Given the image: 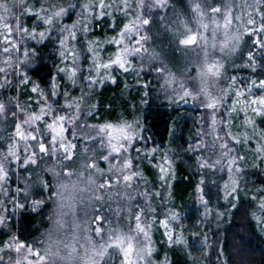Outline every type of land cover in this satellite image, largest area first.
I'll return each instance as SVG.
<instances>
[{
    "label": "snow or ice",
    "instance_id": "6c2138e0",
    "mask_svg": "<svg viewBox=\"0 0 264 264\" xmlns=\"http://www.w3.org/2000/svg\"><path fill=\"white\" fill-rule=\"evenodd\" d=\"M35 2L40 4L38 9L28 0H14L11 5L0 0V227L9 225V204L12 214L24 208L29 198L34 212L48 202L55 207L48 217L52 227L42 238L23 239L9 230L8 238L0 241V264H168L166 254L163 261L154 259L157 249L152 233L157 223L164 229L168 248H186L187 240L174 208L158 219L152 201L160 198L167 203L171 193L166 198L161 191L148 188L150 181L141 161L147 160L158 170L157 181L168 190L174 178L171 150L162 154L163 163H155L160 149L148 147L150 138L137 118L90 122L98 114V104L92 102L96 89L106 82L115 84L116 70L134 73L137 81L143 73L154 72L162 78L160 88L169 104L198 102L205 112L201 119L207 131L202 125L188 151L198 153L199 169L222 174L221 198L235 208L249 160L254 169L264 164V128L256 119L264 122V75L241 83L236 75L228 74V68H249L252 73L264 69V0H241L235 8L234 0H187L186 10L176 11L172 6L171 17L166 14L170 0ZM17 9L19 15H15ZM77 9V18L64 23ZM156 10L165 12L158 22L153 16ZM117 13L127 22L116 36L103 42L90 38L94 25L105 17L113 18L109 26L115 30ZM22 16L36 22L26 26ZM161 28L178 51L187 54L199 49L200 58L179 76L161 52L149 47ZM48 41L56 45L59 65L42 87L23 69L31 66L40 46ZM105 44L116 48L107 60L102 57ZM237 59L243 62L238 64ZM189 79L194 86L188 84ZM142 86L148 89L149 83ZM9 88L17 95L5 100L3 92ZM240 114L243 121L237 125ZM23 173H27V183L11 189L12 175L19 180ZM205 183L201 178L196 192L207 218L212 209L205 198ZM252 199H260L264 210V197ZM224 215L216 213L218 218ZM258 223L264 224V218H258ZM207 241L205 235L201 249L205 255L210 247ZM222 255L221 249L217 259Z\"/></svg>",
    "mask_w": 264,
    "mask_h": 264
},
{
    "label": "trees",
    "instance_id": "16d2710c",
    "mask_svg": "<svg viewBox=\"0 0 264 264\" xmlns=\"http://www.w3.org/2000/svg\"><path fill=\"white\" fill-rule=\"evenodd\" d=\"M7 2L11 5L14 0H7ZM28 3L30 5L35 3V9H38L40 6L39 2H35V0H28ZM170 5L171 6L166 12L169 17H171L173 13L172 6H174L176 11L186 10L187 0H170ZM19 14L20 10L17 9L15 15ZM161 15H165V12L156 10V12L153 13L154 18H157V22L158 17ZM75 16L76 14L72 12L69 17H66L67 21L63 20V22L70 24L72 22H69V20ZM21 19L26 26H31L36 22L31 16H22ZM75 19L76 18L73 20ZM111 20H113L112 17H105L103 20L96 23L93 27L91 37L101 42L106 38H111V36H113L112 33L121 26V24L119 26V23H122L118 21L119 23L115 30L111 27L113 30L111 33L108 32L107 29ZM103 46H106V44ZM149 47H155L157 51L161 52L162 56H165L167 53L175 55L172 54V52L178 55L179 53H183L176 49L175 45L171 42V36L162 28L159 29V35H153V40L150 42ZM104 49L106 52L110 50H107V48ZM164 60L174 73L179 75L183 73L179 66L173 68L172 64H169L168 59L164 58ZM236 62L240 64L243 61L237 59ZM57 63L58 53L56 51V45L52 41H48L45 45L40 46L38 58L31 66L23 69V71L27 72L31 80L40 83L41 86L44 87L50 79V74H56ZM113 74L117 77V82L115 84L106 82L102 87L96 89L94 98L99 105L98 114L97 119L90 122H115L120 118L131 119L132 115V117L135 116L139 119L145 128L144 135L150 138L148 144L149 148L153 145L159 147V149L167 148L173 141L179 143V149L181 151H185L184 149L188 151V145L190 143H195L197 140V132L200 129V119L196 118V120L194 119V122L191 123L185 121L184 116H187L186 112L189 111V109L197 115L201 109L195 108L194 106H199L191 101H189L191 103L187 104H169L164 94L158 90L159 82H156V77L149 79L144 73L143 79L137 81L135 77L134 79L129 78L128 74H123L119 70L114 71ZM228 74L236 75L240 82L246 83L251 78L264 75V69L258 68L256 73H252L249 68L229 67ZM145 82L149 83L148 89L142 86ZM126 84L127 88L125 87ZM145 91L148 92L147 96L144 95ZM258 94L259 91L257 90V95ZM15 95H17V92L12 88L3 92V98L5 100L7 97ZM26 98V94L21 96V102L23 103ZM33 99H35V97H33ZM236 121L237 123L240 121L239 123L241 124L243 121V114H240V118H237ZM257 123L262 125L259 123V119H257ZM183 155H185V159L183 157L181 158L187 162H189V157L193 159V156L196 161V153L194 152L188 151L187 154ZM161 157L162 156L159 154H156L155 163H163ZM169 159L172 161V170L174 173V178L169 181L171 187L165 190L159 185L160 187L156 189L161 191L166 198L170 191L171 198L167 203L161 200L164 209L157 210V217L161 216L163 219L167 208H174L180 216L181 214H185V216L188 217V221L185 222L186 224H182L181 222V226L183 228V236L186 240L189 239L190 230L184 228L183 225L190 227L191 225L188 224L199 222V224L195 225V231H197L198 236L201 237L202 245L204 236L207 235V243L210 246L206 249V264H210L213 253H215V251L220 252L221 249L223 250L224 260H227L228 264H264V241L259 238L258 233L255 231L254 222L251 218V211L253 209L251 202L248 201L244 203V200H236V207L229 210L230 207L220 200L215 190L216 188L213 187L212 183H209L206 178L211 172L199 169V175H196L195 172L189 174V166L186 165L187 163L175 161V159L171 157H169ZM145 163L148 165L143 166L142 164ZM141 165L145 177L150 181L148 188L152 190L153 184L150 174L154 167L151 168L152 166L147 160H142ZM155 170L157 169L155 168ZM26 175L27 173H23L22 176ZM221 175L222 174H220V176ZM250 175H252V184L255 185V187L260 184L264 185V171L260 172L252 169ZM15 176L16 175L13 174L9 182V186L12 187L11 189L13 190L18 185L13 182ZM46 178L49 180L51 179L50 176H46ZM201 178H204L206 181L203 186L206 194L205 198L209 199V207L212 209V215L207 218L202 215V213H204V206L197 200L196 188ZM19 186L22 187L23 184L19 183ZM44 196L46 197L47 193H45ZM1 199H3V197ZM19 199L21 202H25L23 196ZM30 199L31 198H29L28 202H25L24 208L15 211L14 217H10L9 225L7 226L9 230L16 231L23 239H25L26 235H31L32 238L40 236L49 223L47 214L49 202L39 209V211L34 212L28 206ZM189 202L192 204L191 209L195 210L196 214L193 210H191L192 212L184 211L186 209V207H184L185 203ZM217 211L223 212L225 215L222 218H218L216 216ZM172 226L175 227L176 224L173 223ZM7 238L8 232L4 231L3 227H0V241L6 240ZM187 256L185 247L178 246L170 251L168 255L169 264H195L191 262ZM220 261L222 260L216 259L213 264L220 263Z\"/></svg>",
    "mask_w": 264,
    "mask_h": 264
},
{
    "label": "rangeland",
    "instance_id": "374dc122",
    "mask_svg": "<svg viewBox=\"0 0 264 264\" xmlns=\"http://www.w3.org/2000/svg\"><path fill=\"white\" fill-rule=\"evenodd\" d=\"M250 1L251 0H249V2ZM240 2H241V0H234V8H235L236 5L240 4ZM236 10L239 11V9H236ZM76 11H78V9L77 10H74L73 13L76 14ZM70 18H72V17H70ZM74 18H77V17L75 16ZM74 18L70 19L69 22H72ZM114 19H116V21H121L122 23H119V26H120V24H121V26L116 31H114V33H112L113 30H112V28L110 26L107 29H108V32H111L113 34V36H116L117 33L119 32L120 28H122L123 24L127 22V19L125 17H123L119 13L116 14V17ZM64 20L67 21L66 17L64 18ZM111 21H110V23H111ZM192 27L195 28V24L194 23L192 24ZM207 35L209 36V38H211L210 31L207 33ZM113 36H111V37H113ZM90 38L96 40L93 37H90ZM103 47L104 48H107V50L110 49L107 52L106 51H103L102 52V57L105 60H107V58H108L109 55L114 54V52L116 51V48H115V46H110V45H106V46H103ZM166 48H167V46H166ZM198 52H199V49H196V50H191L190 49V50H188L187 54H185L184 52L183 53L177 52V53H179V55L176 54V53H174V52H172V54H175V55H170L169 53H167V54H165V56H163V58L168 59L169 64H172V67L173 68H176L177 66H179L181 68V71H184L185 67L188 66L191 61L198 60L200 58V56H198V54H197ZM1 58H3V57L0 56V59ZM133 62L136 65H138V63H139V61L136 60V59H134ZM58 65H59V56H58L57 66ZM143 75H144V73L141 75L140 80L143 79ZM145 75L147 77H149V79L156 77V82H159V84H158L159 89L158 90L160 92H162L161 91V88H160V84L162 83V78L161 77H157L154 72H145ZM177 75L179 76V74H177ZM191 75L194 76L195 75V72H192ZM128 76H129V78L134 79L135 74L134 73H131V74H128ZM61 82L64 83L63 81H61ZM187 82H188V84L190 86H194L193 81H191L190 79ZM241 83H245V82H241ZM68 90L69 91H73L70 88ZM75 95H79V92L78 91L75 92ZM92 102L93 103H97L95 98H93V101ZM191 102H188V103H191ZM194 104H196L197 106H199V103L198 102H196ZM194 107L195 108H198V109L200 108L201 111H199V113L197 115H195V113L191 109H189V111L186 112L187 113V116H184V120L187 121V122H191L192 123V122H194L193 121L194 119L195 120H196V118L197 119H200V122H199L200 129L199 130H201L202 125H203V126H206V127H203V130L207 131V124L205 123L204 120L201 119L202 116H205V112H204L203 108L200 107V106L199 107L194 106ZM98 108H99V105H98ZM249 114L251 115V113H249ZM133 116H134V114H133ZM134 118H136V117L135 116L132 117V115H131V119L129 118L127 120L131 121ZM239 118H240V116H239ZM256 119H259V123L262 124V125H260V127L261 128H264V122H261V119L260 118H256ZM236 120H235V124L239 125L240 124L239 123L240 121L237 123ZM233 131L235 132L236 129L233 128ZM241 131H243V129H241ZM208 139H210V137H208ZM179 148H180L179 147V143H177V142L175 143V142L172 141V143L167 148H163V149L161 148L160 151L157 154H159L160 156H162V154L165 151H167V150L170 149L171 151L169 153V157H171L172 159L174 158L175 161L187 163L186 165L189 166V168H188L189 174H193V172H195L196 175L197 174L199 175V168L197 166V155H198V153H196V155H195L196 156V161H195L194 156H193V159L191 157H189V160H188L189 162H187V161L184 160L185 159L184 158L185 155H183V154H187L188 153L187 149H184L185 151H181ZM165 149H167V150H165ZM181 157H183L184 159L181 158ZM159 163H161V162H159ZM195 164H196V167H195ZM250 164H251V160H249V164H248V166H246L247 167V170L243 174V177L241 179V188L243 190L239 193L238 200H240V201L244 200L243 201L244 203L249 201L253 205V209L251 211V218H252V220L254 222V226H255L254 228H255L256 233H258L259 238L264 241V224L258 223V218H264V210H262L259 207V205H260V199H257V200H253L252 199L253 196H256L258 198L259 197H264V185L263 184H260L259 186L255 187V185L252 184L253 183L252 182V175H250V171L252 169H254V168H251L250 167ZM142 165L143 166L144 165L146 166L148 164L145 163V164H142ZM101 166H105V165H103V163H102ZM151 168H153V167H151ZM255 170L260 171V172L261 171L263 172L264 171V164H261L260 167L259 168H256ZM151 172L152 173L150 174V176H151L152 184H153L152 190H157L156 188H159L161 186L160 183L157 181L158 170H155V168H153L151 170ZM253 172H255V171H253ZM256 174L258 175L257 172H256ZM196 175H195V177H196ZM26 176H21V178L19 180H17V177L15 176V178L13 179V182H15L18 185H19V183H21V184H23L22 187H24L25 183H27V181L25 179ZM206 178L208 179V182L209 183H211L212 180H216L217 181V184H212V186L216 188L215 190L218 193L220 200H222L224 202V200L221 198V194H220L219 188H218V186L222 183L220 174H218V173L211 174L210 173L208 176H206ZM223 179H227V175L226 174H223ZM1 198L2 197H0V199ZM162 205H163V203L161 202V199L160 198H156V199H154L152 201V207H155L157 210H163L164 208H163ZM191 205L192 204L190 202L189 203H185V206L184 207H186V209L184 211H186V212H192L191 210H193V209H191L192 208ZM8 207H9L10 217L13 218L14 217V214H12V206L9 204ZM54 207H55V205L53 203L49 202L48 208H47L48 217L51 214L52 209ZM113 207H115V204L113 205ZM167 209L165 210V212L167 211ZM230 209H232V208H229V210ZM193 211L196 214L195 210H193ZM78 215H79L80 219L82 220L83 219V214L82 213H79ZM202 215H203V213H202ZM180 218H181L182 224H186L185 222L188 221L187 220L188 217L185 216V214H181ZM67 219H68L69 222H71V216L70 215L67 217ZM158 219H162V217L159 216ZM48 221H49V219H48ZM48 221H47V223H48ZM197 224H199V222H195L193 224H188V225H191L190 227H188L186 225H183L184 228H187L188 230H190L189 239L187 240V247L185 248V252L188 255L187 257H188V259L191 262H193L195 264H206L205 251H201V249L203 248V245L201 244L202 243L201 242V237H199L198 236V232L195 231V225H197ZM47 225L48 226L46 227V229H45L44 232H46L49 228L52 227L50 221H49V223ZM175 227H178V226L176 225ZM3 228H4V231L9 232L8 227H3ZM163 232H164V229L162 227H160L159 224L157 223V225L154 227V230H153V233H152L153 239L156 242L155 243V247L157 249V252H156V254L154 256V259L156 261H163L164 258H165V254H166L167 255V261H168V264H169L168 255H169L170 251L172 249L177 248L178 245L177 246H173L172 248H168L167 244L164 242L165 238L163 236ZM193 233H196L197 235L194 237L193 236ZM41 234H40V236L33 237V238H42L41 237ZM33 238L31 237V235H26L25 236V239L31 240ZM189 251L191 252V256L189 255ZM218 253H219V251H215V253H213L212 259H210V264H213L214 260L217 259ZM5 259H7V256H5ZM219 259H221L223 261L224 260L223 255L220 256ZM117 264H118V261H117ZM216 264H220V263H216Z\"/></svg>",
    "mask_w": 264,
    "mask_h": 264
}]
</instances>
